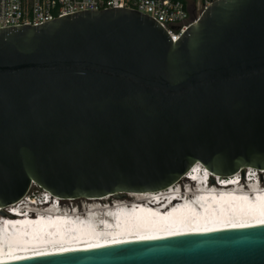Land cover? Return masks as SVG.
Masks as SVG:
<instances>
[{
    "label": "water",
    "instance_id": "water-1",
    "mask_svg": "<svg viewBox=\"0 0 264 264\" xmlns=\"http://www.w3.org/2000/svg\"><path fill=\"white\" fill-rule=\"evenodd\" d=\"M197 164L264 171V0H217L174 42L134 9L0 28V213L33 186L64 199L159 193ZM0 264H264V224Z\"/></svg>",
    "mask_w": 264,
    "mask_h": 264
},
{
    "label": "bare ground",
    "instance_id": "bare-ground-1",
    "mask_svg": "<svg viewBox=\"0 0 264 264\" xmlns=\"http://www.w3.org/2000/svg\"><path fill=\"white\" fill-rule=\"evenodd\" d=\"M186 181L187 176H185L182 181L159 193H127V195L129 197L131 196L133 199L132 201L127 202H136L139 200L142 201L150 195H154V197H161L176 187H181V185ZM230 193L232 192H226V194ZM249 194V192H246V194L240 195L238 197L243 199L244 202L248 203V206H251V209L249 210L245 209L244 204H240L242 212H230L219 207L218 211L215 210V213H212L211 211H207L204 207L203 212H206L208 215L213 216L214 218H207L206 215L201 216L193 210L183 214L181 211H177L174 215L175 219L173 222H170L168 219H166V217H157L158 215H163L159 210L149 209L143 205H141L140 208H136L135 206L130 208L127 206L130 204L124 202V199H116L112 198L111 196L102 198H84L83 201L86 205L83 204L82 207H80L81 205L77 206L79 207L77 211L73 210L71 207L76 206L74 203H72L76 199L59 200L61 205H52L51 209L40 212L41 218L39 220L30 221L31 227L26 229V232H28L30 236V240H32L29 242V244H24V240L17 243L14 242V239L9 237L15 236L14 233L8 234L5 232L4 228H1L4 230V232L3 234H0V261L15 259L16 257L35 256L39 255L40 253L49 254L62 252L65 251V249H68L69 251L102 246L133 239H153L158 238L159 236L162 237L161 235H168L183 231H209L213 229L228 228L231 226L235 227L240 225L260 223L261 220H264V195H260L258 202L256 201L257 204L254 205ZM30 198H32V195L29 193L20 201L13 203L8 208H4L3 210L6 211V209L16 207L22 203L24 204L30 200ZM58 199L60 198L57 197V200ZM66 200L70 204H67ZM89 203H92L93 205H89ZM163 203H165V201ZM161 204L162 203H160V205ZM81 210L87 211V218L95 221L96 224L99 219L102 218L104 220L103 224L106 225V223H108L111 229H104L103 226L98 228L99 231L97 232H99V234H97L98 236L96 237H92L87 234H81V236H70L68 233L64 234L63 236V231H61V229L66 230L68 228L70 231H73L79 227L80 220L79 217L76 218V216L77 214H81ZM55 214H57V216H55ZM58 215H61L62 219L65 220L67 224L58 221ZM113 215L120 217L119 222L116 225H113L111 224L113 222L109 223L108 221L110 220L108 217H112ZM1 217L2 215L0 213V218ZM155 218H157L158 221H156ZM43 224L47 225L46 228L43 226ZM154 224H162V227L156 226ZM119 228L121 229V232L118 230ZM16 235L23 237L25 234L20 235L17 233ZM28 246H30V248L22 249V247Z\"/></svg>",
    "mask_w": 264,
    "mask_h": 264
},
{
    "label": "built area",
    "instance_id": "built-area-1",
    "mask_svg": "<svg viewBox=\"0 0 264 264\" xmlns=\"http://www.w3.org/2000/svg\"><path fill=\"white\" fill-rule=\"evenodd\" d=\"M217 0H0V28L39 25L83 10L134 9L156 19L176 42Z\"/></svg>",
    "mask_w": 264,
    "mask_h": 264
},
{
    "label": "rangeland",
    "instance_id": "rangeland-1",
    "mask_svg": "<svg viewBox=\"0 0 264 264\" xmlns=\"http://www.w3.org/2000/svg\"><path fill=\"white\" fill-rule=\"evenodd\" d=\"M40 192H42V189H40L39 187H33L32 189H31V191H30V195H32V197L33 196H35V195H37L38 193H40ZM84 200V198H80V199H76L74 202H72V203H74V205H76V206H80V207H82V205L84 204V205H86L85 204V202L83 201ZM115 200V199H114ZM133 199H132V197L130 196H126L125 198H124V202H127V201H132ZM66 203L67 204H70L67 200H66ZM93 205L92 203H89V205Z\"/></svg>",
    "mask_w": 264,
    "mask_h": 264
},
{
    "label": "snow or ice",
    "instance_id": "snow-or-ice-1",
    "mask_svg": "<svg viewBox=\"0 0 264 264\" xmlns=\"http://www.w3.org/2000/svg\"><path fill=\"white\" fill-rule=\"evenodd\" d=\"M233 181H229V183H232ZM261 224H264V220L260 221ZM241 227H245L246 225H240ZM65 251H68V249H65ZM39 255H47V253H40ZM16 259H26L25 257H16Z\"/></svg>",
    "mask_w": 264,
    "mask_h": 264
},
{
    "label": "clouds",
    "instance_id": "clouds-1",
    "mask_svg": "<svg viewBox=\"0 0 264 264\" xmlns=\"http://www.w3.org/2000/svg\"><path fill=\"white\" fill-rule=\"evenodd\" d=\"M196 166L205 169V167H204L202 164H197ZM255 170H256V169H255ZM258 171H259V170H258ZM48 194H50V193L48 192ZM55 197H56V196H55ZM3 232H4V230H3V229H0V234H3Z\"/></svg>",
    "mask_w": 264,
    "mask_h": 264
}]
</instances>
